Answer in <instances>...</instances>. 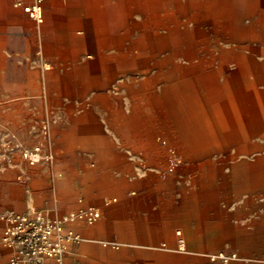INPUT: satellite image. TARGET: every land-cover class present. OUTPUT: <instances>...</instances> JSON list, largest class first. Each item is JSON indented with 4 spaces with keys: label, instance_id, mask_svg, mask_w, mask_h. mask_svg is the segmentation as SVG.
Here are the masks:
<instances>
[{
    "label": "rangeland",
    "instance_id": "1",
    "mask_svg": "<svg viewBox=\"0 0 264 264\" xmlns=\"http://www.w3.org/2000/svg\"><path fill=\"white\" fill-rule=\"evenodd\" d=\"M206 2L188 0L182 4L186 3L189 7L204 5ZM216 2L215 5H231L230 0ZM172 4L179 5L177 2ZM224 10L226 12L219 17H201L200 10L196 9L193 10L196 16L189 17L185 16V9H173L171 12L169 9H157L150 12V15L140 13L138 22L177 21L181 28L187 26L194 29V21H204L206 24L199 27L202 32L193 33L194 42L191 46L183 47V50L198 52L202 56L218 55L234 49L231 35L225 30L230 26L231 15ZM135 27L130 26L131 29ZM151 29L149 25L145 28L140 26L139 31L131 30V33L125 30V37L134 39L133 44L125 41L124 56L107 58L106 73L108 95L122 96L125 108L137 106L139 110H132L133 113L136 112L143 126L150 129L148 139L154 152L148 154L147 163L141 161L138 169L141 179L149 181L148 191L136 190L124 199L112 196L100 202L102 207L99 206L100 203L87 201L84 206L70 211L69 213L78 212L94 206L100 210L101 216L91 226L78 221L70 224L69 230L78 234L82 241L79 245L68 247L66 264H71L70 254L76 248L81 249L84 256L76 264H264V129L255 130L243 143L227 147L216 146V150L202 155V159L190 157L185 152L184 137L181 136L182 125L197 139L192 104H199L201 101H214V104L215 101L221 103L226 100L228 91L223 83L225 75L219 73V80L212 83L211 92L218 93V97L215 95L217 98L205 99L206 95L203 93L207 90L197 89L196 92L201 91L202 97L190 100L182 98L179 100L182 105L177 99L172 100V110L169 111L162 100L167 80L164 79L160 65L161 58L172 54L175 49L166 47L149 50V53L158 56L155 57V62L147 64L132 56L145 52L138 47L143 38L147 36L152 43L153 38L166 32L165 29H160L157 31L159 34L148 33ZM129 45L130 48H127ZM258 46L255 43L251 45ZM169 83L176 84L177 81L171 80ZM258 88L263 89L264 86L260 85ZM180 117L185 120L179 124L177 118ZM43 127L46 126L41 127L42 134L46 136ZM13 142L28 147L41 144L48 151L43 142L29 146L22 141H9L0 132L2 146ZM221 148L227 149V152ZM4 152L2 147L1 180L11 177L12 181L18 183L21 177L16 168L29 165L18 153L7 156ZM3 188L0 181V195H3ZM116 198L117 201H113ZM122 202L124 207L118 209ZM34 211L40 209L33 208L29 212ZM12 212L25 213L20 209H13ZM43 213L54 218L69 214L60 213L55 216L45 211ZM169 223H172V227H169ZM169 228L171 238L166 237ZM179 239L184 240V250L178 247ZM7 260L6 252L0 248V264H7Z\"/></svg>",
    "mask_w": 264,
    "mask_h": 264
},
{
    "label": "crops",
    "instance_id": "2",
    "mask_svg": "<svg viewBox=\"0 0 264 264\" xmlns=\"http://www.w3.org/2000/svg\"><path fill=\"white\" fill-rule=\"evenodd\" d=\"M14 1L0 0V132L29 146L43 142L54 161L17 167L18 183L0 177V214L39 208L56 216L148 191L138 169L154 152L150 129L139 127L137 106L108 95L107 58L124 56L125 30L140 24V13L186 9L188 0H44L41 25ZM70 257L76 264L83 251Z\"/></svg>",
    "mask_w": 264,
    "mask_h": 264
},
{
    "label": "bare ground",
    "instance_id": "3",
    "mask_svg": "<svg viewBox=\"0 0 264 264\" xmlns=\"http://www.w3.org/2000/svg\"><path fill=\"white\" fill-rule=\"evenodd\" d=\"M204 1H207V4L187 7L185 16L195 17L193 10L197 9L200 10L201 17H219L226 9L227 13L231 15V22L225 30L229 31L228 33L231 35L234 49L220 52L218 55L207 54L204 56L198 52L184 51L183 47L191 46L194 42L193 33L202 32L199 27L206 24L204 21H194V29L187 26L181 28L177 21L143 23L134 25L135 29H127V31H139L140 26L145 28L150 25L152 31L150 30L148 33L153 32L154 34L158 33L157 31L160 29H165L166 32L158 33V37L153 38L152 43L147 36L143 38L138 47L145 52L132 54V56L147 64L151 61L155 62V57L158 56L152 55L149 50L166 47L175 49L172 54L161 58L162 65H160L164 79L167 80L163 88L162 100L165 101L169 111L172 110V100L179 101L182 98L190 100L201 96V91L196 92L197 89L207 90L206 93H203L206 95L205 99L208 97L217 98L218 93L211 92L212 83H215L216 79L219 80V73H224V88L228 91L226 100L221 103L215 101L214 104V101H201L199 104L192 102L191 112L194 115L197 139H194L193 134L189 133L185 125L184 127L182 125L181 136L184 137L185 152L194 159H202V155L216 150V146L227 147L231 144L243 143L246 138L254 134L255 130L262 131L264 129V88H258L260 85L264 86V0H230L231 5L224 6L215 5L216 0ZM145 33L148 34L147 31ZM125 41L131 45L134 39L125 37ZM252 43L259 46L251 47ZM130 45L127 48H130ZM157 67L159 68V65ZM232 69L233 71H230ZM171 80H176L177 83L168 84ZM247 82L249 84L245 85ZM177 119L179 124L185 120L183 117ZM142 126L140 120L139 127ZM169 227H172V223H169ZM170 229L167 230V238L172 237ZM177 234L180 233L177 232Z\"/></svg>",
    "mask_w": 264,
    "mask_h": 264
},
{
    "label": "built area",
    "instance_id": "4",
    "mask_svg": "<svg viewBox=\"0 0 264 264\" xmlns=\"http://www.w3.org/2000/svg\"><path fill=\"white\" fill-rule=\"evenodd\" d=\"M43 1L15 0L13 6L41 25L44 21ZM46 131V127H43L44 134ZM2 147L7 156L18 153L29 166L54 160L53 154L45 151L41 144L28 147L13 142L5 146L0 144V150ZM100 216V210L94 206L59 218L50 217L41 211H8L0 215V248L8 252L7 264H65L68 247L82 241L78 234L69 230L70 224L78 221L91 226ZM178 247L180 250L185 249L183 239H179Z\"/></svg>",
    "mask_w": 264,
    "mask_h": 264
}]
</instances>
